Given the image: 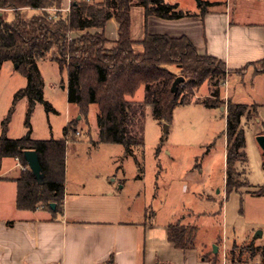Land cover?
<instances>
[{"label": "trees", "instance_id": "trees-1", "mask_svg": "<svg viewBox=\"0 0 264 264\" xmlns=\"http://www.w3.org/2000/svg\"><path fill=\"white\" fill-rule=\"evenodd\" d=\"M201 3L203 15L210 3ZM142 6L146 17L156 16L165 19H178L193 15L182 10L178 3L165 0H104L96 3L91 0H72L70 11L61 13L59 0H0V10L10 9L15 19L8 22L0 15V71L2 65L11 61L17 71L26 78V85L15 94V99L27 97L28 111L26 124L38 102L51 105L44 97L45 82L39 61L50 57L59 65L60 71L67 72V95L70 104L76 105L80 115H88L92 104L96 105L98 143L122 144L127 155H135L144 149V119L150 108L155 119L170 122L175 108L192 102L203 103L208 107L226 109V174L225 192L229 194L244 185H249L243 167L246 159V136L242 120L254 119L256 108L247 104L225 100L221 88L226 81L229 69L226 63L216 56L200 54L185 35L170 36L163 33H146L140 41L142 51H136L131 37V7ZM30 8L38 12L24 18L22 10ZM50 9H55L51 13ZM114 18L118 23V39L110 40L104 33L107 22ZM99 29L101 31H90ZM73 33H79L73 35ZM264 59L253 62L254 66ZM177 66L184 81L176 92L172 85L177 73L170 66ZM264 66V65H263ZM247 67L238 69L244 74ZM264 73V68L255 69ZM209 95L202 101H194L195 92L205 83ZM144 86L141 101L129 99ZM71 120L63 129V137L55 139H35L31 129L22 137L7 136L9 117L2 122L0 134V169L5 157H17L28 166L24 157L26 150H35L44 173L39 182L29 167L21 170L15 179L17 183L16 206L18 209H47L54 214H62L65 198V155L67 138L75 133ZM161 147L159 148V152ZM139 163L138 159L135 157ZM244 176V180L241 178ZM264 186L255 195H262ZM51 203H55L52 209ZM223 212V200L219 202ZM154 211L147 209L150 220ZM11 224L12 222L9 221ZM198 226L187 222L183 217L168 224V239L178 249L192 250L196 246ZM244 252L249 255L245 256ZM258 257L264 264V246L248 244L233 247L227 254L230 264L249 263ZM216 259L213 264H217Z\"/></svg>", "mask_w": 264, "mask_h": 264}, {"label": "rangeland", "instance_id": "rangeland-1", "mask_svg": "<svg viewBox=\"0 0 264 264\" xmlns=\"http://www.w3.org/2000/svg\"><path fill=\"white\" fill-rule=\"evenodd\" d=\"M50 11L55 13V9ZM22 14L28 18L34 13L27 9ZM5 18L11 22L15 14L6 12ZM76 34L79 33H73ZM13 65L11 61L6 62L0 83V134L3 120L9 117V138L22 137L31 129V136L35 139H58L63 137L71 111L76 130L70 134L71 144L67 147L66 191L67 188L72 191L81 184L89 190L105 189L109 185L118 190L123 181L126 184L123 189L126 202L139 194L135 207L151 203L152 207L148 209L157 210L160 219L190 211L192 223L198 226L195 251L200 253L207 247L214 249L213 241L217 235L223 238L224 245L222 239L217 242L220 244L215 254L217 264H230L227 259L230 250L226 249L235 242L264 245V193L254 194L264 186V151L257 141V133L264 131V76L254 77L255 69L264 68L263 62L249 66L244 74L229 70L224 83L231 101L247 104L257 111L254 119L243 120L246 136L243 167L249 185L229 194L225 192L227 139L224 106L208 107L195 102L179 105L168 123L155 119L151 109L147 108L145 147L136 150L135 155H127L122 144L101 143L96 147L99 140L96 105L92 104L88 115L83 116L76 105L69 110L67 72H61L58 63L50 57L40 60L39 67L45 82L44 97L51 107L46 108L44 103L38 102L31 115L30 126L27 125L28 99H15L16 92L27 81L13 69ZM170 68L181 76L177 66ZM253 84H256L255 88ZM208 95L209 86L205 82L195 92L193 100L202 101ZM143 96L144 86H141L134 99L142 100ZM78 114L80 116L76 118ZM244 176L241 180L245 179ZM208 195L220 199L211 201ZM220 200H223V212L215 214L220 209ZM215 255L211 251L209 258H215ZM244 255L249 253L244 252ZM252 262L250 260L249 264Z\"/></svg>", "mask_w": 264, "mask_h": 264}, {"label": "crops", "instance_id": "crops-1", "mask_svg": "<svg viewBox=\"0 0 264 264\" xmlns=\"http://www.w3.org/2000/svg\"><path fill=\"white\" fill-rule=\"evenodd\" d=\"M59 1L61 11L66 12L72 0ZM91 1L101 3L104 0ZM165 1L178 3L182 10L190 11L193 15L178 19L146 17L142 6L133 5L131 37L135 41L136 51L143 50L140 41L148 32L175 37L185 35L200 54L220 58L229 70L249 67L251 63L264 59V0H203L213 3L203 15H200L201 3L198 0ZM27 9L30 8L23 9L22 13ZM30 10L34 14L38 12ZM10 11L13 12L10 9L0 10V15L7 20L5 15ZM98 30L90 29L93 32ZM104 33L110 40L118 39V23L114 18L107 22ZM5 64L0 71V83ZM12 67L18 72L15 65ZM254 72V77L264 76V73ZM225 84L221 88V95L228 100L231 97L224 88ZM253 86L255 88L256 84ZM128 98L136 100L134 96ZM71 116L69 111L66 125L71 121ZM258 133L264 134V131ZM70 144L68 139L67 147ZM100 144L97 143L96 147ZM66 158L67 148L65 169ZM21 170L23 164L17 157L3 159L0 169V264H213L214 259L218 260L215 254L220 249L217 242L223 240L221 235H217L213 241L214 246L217 244V251L211 247L200 253L195 251L196 246L192 250L176 248L168 239V224L179 217L192 222L190 211L187 215L178 216L176 213L160 219L158 211L154 210L155 215L148 220L146 211L152 204L135 207L139 194L126 202L124 179H121L122 186L118 190L110 185L105 189L89 190L81 184L72 191L69 188L66 191L65 184L62 214H54L44 208L34 211L18 209L15 179ZM208 199L216 201L220 198L208 195ZM250 243L235 242L226 251ZM211 251L215 255L213 259L209 258ZM254 262H259L258 257L252 264Z\"/></svg>", "mask_w": 264, "mask_h": 264}, {"label": "water", "instance_id": "water-1", "mask_svg": "<svg viewBox=\"0 0 264 264\" xmlns=\"http://www.w3.org/2000/svg\"><path fill=\"white\" fill-rule=\"evenodd\" d=\"M15 66L17 67V65H15ZM183 81H184V77L183 76L176 77V79H175V81L173 82V85H172V91L176 92L177 89H178V85L180 83H182ZM257 141H258L260 147L264 151V134L257 135ZM24 157L26 159L28 167L33 172V174L35 175L36 179L39 182H42L43 178H44V173H43L42 166L40 164V160H39V156H38L37 152L35 150H26L24 152ZM51 207H52V209H55V207H56L55 203H51ZM214 251H217V246L216 245L214 246Z\"/></svg>", "mask_w": 264, "mask_h": 264}, {"label": "built area", "instance_id": "built-area-1", "mask_svg": "<svg viewBox=\"0 0 264 264\" xmlns=\"http://www.w3.org/2000/svg\"><path fill=\"white\" fill-rule=\"evenodd\" d=\"M68 11H70V7H68L67 9H66V12H68ZM68 139L69 138H67V141H68ZM28 166H25V165H23V169H26ZM242 264H249L248 262L247 263H242ZM253 264H260L259 262H254Z\"/></svg>", "mask_w": 264, "mask_h": 264}]
</instances>
